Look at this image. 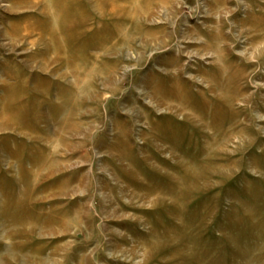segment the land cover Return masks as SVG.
<instances>
[{
	"label": "rangeland",
	"instance_id": "rangeland-1",
	"mask_svg": "<svg viewBox=\"0 0 264 264\" xmlns=\"http://www.w3.org/2000/svg\"><path fill=\"white\" fill-rule=\"evenodd\" d=\"M0 264H264V0H0Z\"/></svg>",
	"mask_w": 264,
	"mask_h": 264
},
{
	"label": "bare ground",
	"instance_id": "bare-ground-1",
	"mask_svg": "<svg viewBox=\"0 0 264 264\" xmlns=\"http://www.w3.org/2000/svg\"><path fill=\"white\" fill-rule=\"evenodd\" d=\"M131 1H133V0H131Z\"/></svg>",
	"mask_w": 264,
	"mask_h": 264
}]
</instances>
